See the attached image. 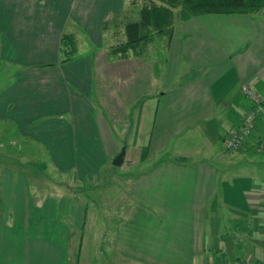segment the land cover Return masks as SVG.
Returning a JSON list of instances; mask_svg holds the SVG:
<instances>
[{"label": "crops", "instance_id": "1", "mask_svg": "<svg viewBox=\"0 0 264 264\" xmlns=\"http://www.w3.org/2000/svg\"><path fill=\"white\" fill-rule=\"evenodd\" d=\"M152 1L0 0V55L30 65L0 72V118L19 128L14 141L41 144L57 178L36 195L27 153L0 165V264H72L68 240L81 254L91 204L107 221L94 250L108 264H264V179L243 161L264 151V118L252 143L225 147L252 104L242 85L264 103V7L186 20L175 8L169 30L129 26ZM115 179L121 191L97 199Z\"/></svg>", "mask_w": 264, "mask_h": 264}, {"label": "rangeland", "instance_id": "2", "mask_svg": "<svg viewBox=\"0 0 264 264\" xmlns=\"http://www.w3.org/2000/svg\"><path fill=\"white\" fill-rule=\"evenodd\" d=\"M140 5H142V3L141 4L139 3L138 6H136L135 8L137 9L140 8ZM138 10L135 9L134 14H136L135 12H137ZM141 46H143V44H141ZM148 46H149V49L145 51L146 54H148L151 51V48H150L151 46L150 45ZM28 66L30 67V65H25L22 62H19L18 64L14 62L7 63L5 62V59L3 58V56L0 55V72H3V73L4 72H20L22 69H25ZM5 79L7 83L8 82L7 77H5ZM11 124L12 123L10 121L5 120V119L2 120L0 118V155H1L0 165H1V169L8 166L6 162L11 163L12 165L11 168L17 167L16 165H22L20 163V160H21L20 155L25 156L27 153L29 157L26 159L27 161L25 163H27L30 169L29 170L23 169V170L26 171V175L28 177L30 185L32 184L31 187H33V190L32 188L31 190L33 194H36V192H39L37 189L40 186V183L47 181V179L45 178L47 177L56 178V175L53 174L52 170H50V166H52L51 158L48 155H46V157L44 156L43 152H41V149L39 146L41 144L39 142H36L35 140L27 136L21 135L19 134V132H18V136L20 138L14 141L13 139V135L15 133L14 127L16 125L14 124L11 125ZM16 128L19 131V128L17 126ZM258 133L262 137L261 139L263 141L264 140V128L259 129ZM252 139L253 138H248L247 141L252 143L253 142ZM251 148H252L251 151L248 152L246 156L243 157V161H247L251 163V165L254 164L255 167H253V169L256 168L259 171V174H260L259 177L264 179V151L259 152L255 148L253 147ZM248 158L251 161H249ZM115 170L118 171L117 168ZM119 175H121V173H119ZM71 176L69 178L67 177V180L73 181L74 177L73 175ZM117 181L118 179H115L114 184H111L108 189L105 188L104 181L99 186H97L95 190V196L97 197V199L98 197H106L107 192L109 191L110 193H112V191L115 192L116 190L120 192L121 189H120V186L119 187L117 186L119 185ZM49 182H50L49 183L50 187L48 188L46 184L44 188L42 189H44V192L46 193L54 192V194L50 193V196L57 197L58 190L56 187V182H52L50 180ZM115 184L117 187L115 186ZM116 199L120 200V195ZM97 205L98 204H91L87 212L86 223H85V226L83 228V233H82L83 242H82L81 254L78 253L80 238L77 237V235L70 234L68 245H69V260L72 261V264H108L109 262L108 261L109 258L106 257V254H103V253L98 254L94 250L95 241L98 239L97 236L94 237V235L98 234V236H101V237L108 236V233L105 234L106 230L104 232V226L107 222L105 221L106 219L103 215L104 211L102 210V206H97ZM97 207L101 211L99 215L95 214L96 210L94 209H97ZM0 215L2 217V213H0ZM99 231H101L102 234L99 235ZM92 239H94V242H92ZM100 248H106V245Z\"/></svg>", "mask_w": 264, "mask_h": 264}, {"label": "trees", "instance_id": "3", "mask_svg": "<svg viewBox=\"0 0 264 264\" xmlns=\"http://www.w3.org/2000/svg\"><path fill=\"white\" fill-rule=\"evenodd\" d=\"M263 7L264 0H161V3L152 1L143 7L142 20L139 23H131L129 26L142 25L144 27L151 26L158 31L169 30L172 27L175 8L179 9V17L186 20L206 13L249 15L258 12ZM146 32L140 34L139 37L132 38L129 43L152 35L151 30ZM67 37L69 36L63 37V45L68 47L70 45L66 41Z\"/></svg>", "mask_w": 264, "mask_h": 264}, {"label": "built area", "instance_id": "4", "mask_svg": "<svg viewBox=\"0 0 264 264\" xmlns=\"http://www.w3.org/2000/svg\"><path fill=\"white\" fill-rule=\"evenodd\" d=\"M242 92L251 100V107L243 115L240 124L232 129L225 138V147L228 150H235L241 147L256 129L258 119L264 118V103L259 93L250 84L242 85ZM206 264H253L250 259L241 261H227L221 263Z\"/></svg>", "mask_w": 264, "mask_h": 264}, {"label": "water", "instance_id": "5", "mask_svg": "<svg viewBox=\"0 0 264 264\" xmlns=\"http://www.w3.org/2000/svg\"><path fill=\"white\" fill-rule=\"evenodd\" d=\"M124 155H125V148H122L119 154L113 159V163L115 165H121L123 163ZM225 244H226V254L229 256V258H233V248H234L233 239L231 237L226 238Z\"/></svg>", "mask_w": 264, "mask_h": 264}, {"label": "bare ground", "instance_id": "6", "mask_svg": "<svg viewBox=\"0 0 264 264\" xmlns=\"http://www.w3.org/2000/svg\"><path fill=\"white\" fill-rule=\"evenodd\" d=\"M32 257H33V255H32Z\"/></svg>", "mask_w": 264, "mask_h": 264}]
</instances>
